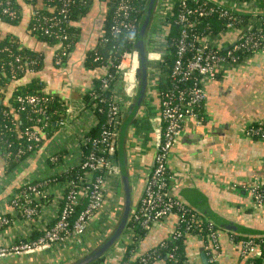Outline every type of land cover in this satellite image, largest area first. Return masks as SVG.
<instances>
[{"label": "crops", "instance_id": "obj_1", "mask_svg": "<svg viewBox=\"0 0 264 264\" xmlns=\"http://www.w3.org/2000/svg\"><path fill=\"white\" fill-rule=\"evenodd\" d=\"M17 1L22 10L21 20L13 24L0 18V32L2 36H10L21 46L38 53L41 66L37 72L27 71L22 77L12 80L6 86V93L9 96L17 86L26 85L32 77H38L39 84L47 93L57 95L62 100L60 113L63 117L52 129L51 135L42 133L39 146L24 157L35 150L37 152L28 161L27 168L19 172L8 170L7 161L0 155V213H9L12 216L10 225L0 229L2 244L28 238L31 240L32 233H42L56 221L60 213L68 178L62 179L59 175L81 164L86 152L88 133L98 122V117L93 107L88 105L85 95L92 90L94 79L104 69L87 66L86 58L99 44L109 13V0H89L88 10L78 13L72 20L71 35L74 45L64 63L58 64L55 58L60 45L44 41L30 32L33 7L24 5L23 0ZM172 1L167 0V4ZM42 3L39 0L38 6L41 7ZM160 3L161 0L158 2L156 14ZM248 5L250 7H246L248 9L244 11L254 16L264 12L259 9L261 2ZM166 7L165 5L164 10ZM258 19L252 17L254 21ZM161 23L159 18L157 30H160ZM153 35L155 33L152 31L151 40ZM150 46L151 43L149 48ZM251 57L253 58L247 59L238 69H231L217 79L206 80L207 97L201 110L204 123L197 126L193 120H189L184 125L169 161L174 181L173 191L190 208L199 211L201 219H210L218 225L217 264H248V257L243 256L241 251V235H264V204H256L250 191L251 185L264 176V138L250 137L243 130L249 123L264 118V54L257 53ZM160 62L151 71L146 103L130 125L126 138L134 207L139 203L155 162V124L152 118L159 107L160 83L157 80L160 76ZM116 89L124 115L133 98L125 93L122 77ZM151 105L157 106L156 113ZM85 117L88 118L89 125L84 124L81 131L84 140L79 138V159L75 163H72L73 160H65L68 149L63 144H57L53 153L48 156L51 162H59L56 174L35 175L30 178L29 175L35 172L43 152L53 142L54 137L63 132L71 134L73 128ZM110 175L115 176L114 189L110 192L105 189L102 206L93 216L81 244L76 245L74 241L67 240L48 249L6 257L17 264H65L94 248L116 226L124 207L125 192L121 174ZM48 178L50 182L46 188L49 199L42 202L33 218L26 219L11 205V197L24 183ZM177 226V219L172 215L147 229L138 239L137 254L151 250L162 240L170 239ZM132 233L133 230L127 225L120 238L105 253L104 264H120ZM208 241V234L201 232L186 236L183 248L189 264H209V254L205 247ZM150 264L167 263L164 259H159Z\"/></svg>", "mask_w": 264, "mask_h": 264}, {"label": "built area", "instance_id": "obj_2", "mask_svg": "<svg viewBox=\"0 0 264 264\" xmlns=\"http://www.w3.org/2000/svg\"><path fill=\"white\" fill-rule=\"evenodd\" d=\"M35 1L23 0L24 5L33 7L30 32L55 40L56 44L60 45L55 60L62 64L73 47L69 25L72 24L71 8L76 0H47V3L38 8H34ZM176 2L177 6L174 0L169 2L160 17L162 23L158 32L163 33L165 38L170 35L171 20L177 25V34L172 37L175 56L168 72L167 83L164 86L158 85L159 107L152 118L156 138L155 162L131 219L147 230L174 215L178 226L170 239L162 240L158 247L149 251L136 254L137 261L128 258L121 264H150L162 259L165 249L167 264H189L184 252L181 257L183 249L179 251L178 241L196 231L201 217L173 191L174 181L169 161L174 146L189 120H193L197 126L204 123L201 110L207 97L206 80L217 79L231 69H238L254 54H264V17H260V22L255 25L252 19L246 21L243 14L246 12L244 9H248L246 5L258 3L257 0ZM21 11L17 0H0V18L19 19ZM203 21L205 24L202 26ZM215 22L219 26L217 38L213 37ZM136 29L137 17L132 1L118 0L111 32L116 35ZM5 50H8V47ZM165 53V49L149 52V58L151 62L162 61ZM13 61L21 70L37 72L36 65L39 59L33 55L18 53L10 60ZM118 66L122 73L124 91L133 97L138 85L137 52L132 49L124 52ZM153 68L151 65L152 72ZM103 82L107 85L108 77L104 76ZM15 97L19 106L17 109L12 108L13 113L17 116L19 110L30 109L33 114L29 118L35 123L24 126L26 142L20 145L16 152L17 156H21L28 149L30 151L36 149L42 141V127L46 126L50 119L48 102L51 96L35 91L20 93ZM121 110L122 104L119 101L110 105L108 117L100 132L87 138L88 149L80 164L85 172L68 179V187L56 221L34 239H23L9 244L0 242V257L48 249L67 240L74 241L76 245L83 242L93 216L102 206L107 176L118 174L120 171L118 161L113 160V155L117 152L119 128L117 121ZM244 133L253 138L263 139L264 118L249 123ZM8 154L10 155L11 151ZM49 182L48 178L24 183L11 197V205L26 219L33 218L42 202L49 199L46 188ZM83 183L86 185L83 186ZM250 191L256 204H264V176L251 185ZM83 194L86 196V203L74 216ZM11 220V215L0 213V229L8 227ZM208 228L209 241L205 245L209 254L208 260L209 264H217L219 245L217 228L213 222L208 223ZM241 251L243 256L248 257V264H264V239L258 241L252 236L242 239ZM257 259L260 260L257 262Z\"/></svg>", "mask_w": 264, "mask_h": 264}, {"label": "trees", "instance_id": "obj_3", "mask_svg": "<svg viewBox=\"0 0 264 264\" xmlns=\"http://www.w3.org/2000/svg\"><path fill=\"white\" fill-rule=\"evenodd\" d=\"M118 0H109V13L107 20L104 25V31L103 36L101 37L99 44L96 46L94 50L88 53L86 58L87 66L90 67H98L103 68V73L100 76H97L94 79V86L91 91L87 92L85 95V98L88 102L89 106H92L94 109V112L96 113L98 117L97 125L92 127V129L88 133V137L95 136L98 134L102 128L103 123L106 121L108 117L109 107L113 103H116V101H119L118 98V91L116 89L117 83L119 82V79L122 77V73L119 68V63L121 61L122 55L126 51H130L135 44V40L138 33L139 24L145 14L147 2L148 0H131L132 4L134 6V14L137 17V29L132 32H123L121 34L114 35L111 32V25L114 18V12L116 7V2ZM175 1V6H177V0ZM240 1H248V0H240ZM41 2L47 3V0H41ZM258 3L261 2V8L260 10H264V0H257ZM39 0H36L34 3V8H38ZM90 1L89 0H76L75 4L71 8V18H75L78 13H85L89 8ZM246 21L252 19V17H264V12L258 13V15L254 16L251 13L244 12ZM5 19V21H8L10 23L16 24L21 20V17L16 20H11L10 18L2 17ZM245 21V22H246ZM170 35L166 36L165 42H164V49L166 50V53L163 57V60L159 63V71L160 76L158 78L159 85L164 86L167 82L168 78V72L170 70V66L172 63V60L175 56V46L172 42V37L176 36L177 34V25L171 20ZM252 22L257 25L260 20ZM205 24V22H202V26ZM215 29V34L213 37L217 38V31L219 29L218 23L215 22L213 24ZM69 31L70 34H72V26L69 25ZM153 33H157V28L153 26ZM38 37L44 41H47L49 43L55 44L56 41L52 40L44 35H38ZM72 37V35H71ZM72 39V43L74 45V39ZM219 39V38H218ZM151 43V40H150ZM8 47V50H5V48ZM150 51V48H148ZM28 54L33 55L39 59V63L36 65V69H38L41 66V58L38 53H35L31 50H28L27 48L21 46L15 39L11 38L10 36H2L0 32V155H2L5 160L7 161V169L12 170L29 152L30 150H26L21 156H17L16 152L20 145L26 142L25 135H24V126L27 124H35L32 120H30L29 116L32 115V111L30 109L26 110H19L17 112V116L15 113H13L12 108L17 109L19 106V102L16 100V95L20 93H26V92H35L40 91L41 93H44L46 95H49L50 99L48 102V113H49V122L46 126L42 127L41 134L45 133V135L49 136L51 135V131L54 127L57 126V122L61 120V117H63V114L60 113V110L62 109V100L60 97L54 94L47 93L41 84H39V78L32 77L31 80L23 86H17L12 94L9 96L6 93V86L15 79H18L22 77L27 71L21 70L16 66V63L10 62V60L13 59L14 55L16 54ZM67 58V57H66ZM64 58V61L65 59ZM108 77V84H104L103 77ZM157 80V81H158ZM118 95V96H117ZM159 99H160V93H158ZM7 111V113H5ZM121 113L120 111V117L117 121V126L120 125L121 120ZM86 147V151H87ZM11 151V154L9 155L8 152ZM117 156L118 151L115 152L113 155V160L117 162ZM85 170L81 167V165H77L75 167H72L68 169L67 171H64L59 176H61L62 179L65 178H73L76 177L78 174H84ZM86 183H83V186H85ZM64 200V198H63ZM86 203V196L83 195L81 198V202L77 206L76 212L74 216L77 214V212L85 205ZM63 204V201H62ZM196 211V210H195ZM197 215H200L199 211H196ZM9 214V213H7ZM10 215V214H9ZM213 222L210 219H201L199 227L196 228L195 232H201L204 234H208L209 228L208 223ZM214 226L217 228V224L214 223ZM130 230H133L132 238L127 243L124 255L122 256L121 260L119 261L120 264L122 261L131 258V261H137L136 254H137V246H138V239L141 235H144L146 233V229H143L135 220L131 219L128 223ZM200 226L202 228H200ZM37 234V236H36ZM41 234V231H38V233H32L30 236V239H34L38 237ZM255 237L258 241L261 239H264V235H246L239 237L241 239H244L246 237ZM29 239V238H28ZM184 241L185 239H179L180 249H183L181 251V257L182 252H184ZM158 247V246H156ZM155 248V247H154ZM166 249L163 252L162 259H165L166 256ZM260 259H257V262ZM106 261V254L94 259L89 264H104ZM168 260L166 261V263ZM0 264H17L14 260L7 257H0Z\"/></svg>", "mask_w": 264, "mask_h": 264}, {"label": "water", "instance_id": "obj_4", "mask_svg": "<svg viewBox=\"0 0 264 264\" xmlns=\"http://www.w3.org/2000/svg\"><path fill=\"white\" fill-rule=\"evenodd\" d=\"M158 2L159 0H148L145 14L139 24L135 44L132 48V50L136 51L138 55L137 90L132 97L133 100L131 104L126 109L125 114L123 115L122 113L120 125L118 128V164L120 170L119 173L122 177L125 192V201L121 217L113 230L106 237H104L94 248L80 255L75 260L65 264H89L94 259L104 255L120 238L123 231L126 229L130 219L132 218L133 211L138 206V204L135 207L132 205V186L127 165L126 138L130 125L133 123L134 119L137 117L138 113L143 109L146 103L152 65L149 58L148 48L151 40V32ZM148 179L149 178H147V181Z\"/></svg>", "mask_w": 264, "mask_h": 264}, {"label": "rangeland", "instance_id": "obj_5", "mask_svg": "<svg viewBox=\"0 0 264 264\" xmlns=\"http://www.w3.org/2000/svg\"><path fill=\"white\" fill-rule=\"evenodd\" d=\"M160 4H161L160 8L157 11L156 18H155L156 27H157V22L160 16H162L163 14L165 5L167 6V0H161ZM246 7H250V6L247 4ZM164 42H165V35L157 31V33L153 35V38L151 40L150 50L152 52L161 51L160 48L164 49L163 48ZM156 56L157 55H154V57ZM252 58L253 57H249L248 60ZM156 65H158V61H153L152 67H155ZM153 71H154V68H153ZM151 106L153 107V110L157 108V106L155 105H151ZM154 112L156 113V110ZM84 124L89 125V121L87 117H85L84 120L80 122V124H78L77 127H75V129L73 128V132L71 134H67L63 132L59 136L54 137L53 142L50 145H48L47 150L43 152L42 157L40 161L38 162V165L36 166L35 172L30 174L29 177L33 178L35 177V175L36 176H48V175L52 176L56 174L57 167L59 166V162L57 163L51 162L48 156H50L53 153V151L55 150L54 146L57 144H63V146L68 149L67 154L65 155L66 156L65 160H73L72 163H75L76 160L79 159V158L77 159V156L79 155L78 152L80 150L79 138L84 140V136L81 134V131H83V128H84ZM155 139L156 138H155V133H154V140ZM35 153L37 154L36 150L32 152L31 154H29L26 158L21 160L13 169L16 170V172H19L27 168L28 167L27 165L29 163L28 161H30L35 156ZM114 180H115L114 175L107 176V183H106V188H105L107 192H110V190L114 189Z\"/></svg>", "mask_w": 264, "mask_h": 264}]
</instances>
